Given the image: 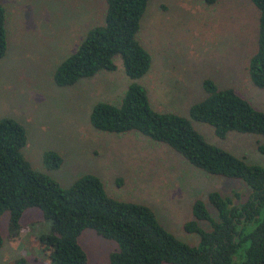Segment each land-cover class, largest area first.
<instances>
[{"label": "rangeland", "instance_id": "obj_1", "mask_svg": "<svg viewBox=\"0 0 264 264\" xmlns=\"http://www.w3.org/2000/svg\"><path fill=\"white\" fill-rule=\"evenodd\" d=\"M6 12L7 47L0 58V119L22 126L26 143L21 153L30 167L67 188L75 179L97 177L105 193L116 200L150 209L159 224L179 241L197 245V235L184 231L192 220L191 206L207 193L223 196L246 192L243 183L208 176L187 164L168 146L135 131L114 134L95 130L89 113L97 103L118 106L131 82L142 86L151 107L190 121L207 143L245 163L264 167V136L230 132L219 139L206 123L189 118V108L203 97L202 81L229 87L264 113V89L247 75L256 49L257 12L249 0H149L137 40L150 56L148 71L137 80L124 74L118 57L115 69L101 71L69 87L53 83L55 68L83 40L88 29L103 23V0H1ZM54 152L62 159L54 170L42 158ZM7 213L0 217V264L23 259L49 264L38 244L49 221L40 210L22 214L17 234L8 232ZM199 227L208 230L206 223ZM11 235V236H10ZM78 244L87 264H107L117 251L111 240L86 229Z\"/></svg>", "mask_w": 264, "mask_h": 264}, {"label": "trees", "instance_id": "obj_2", "mask_svg": "<svg viewBox=\"0 0 264 264\" xmlns=\"http://www.w3.org/2000/svg\"><path fill=\"white\" fill-rule=\"evenodd\" d=\"M148 1L103 0L102 25L88 29L75 50L55 68L54 85L69 87L101 71L111 72L114 57L120 59L130 80L142 77L149 69L150 56L136 36ZM249 1L257 12L256 49L246 70L251 84L264 89V0ZM5 21L0 0V58L7 47ZM202 90V99L188 110L191 120L209 125L219 139L230 132L264 136V113L234 89L205 79ZM88 119L92 128L103 133L135 131L165 144L208 176L241 181L246 192L232 191L230 196L207 193L205 203L215 218L202 201H194L192 220L183 226L185 232L197 235V245L190 246L166 231L147 207L109 197L93 175L80 176L62 188L34 171L21 153L26 143L24 129L14 120L2 118L0 217L7 213L9 233L17 234L24 211L36 208L50 223L47 233L38 237L49 264H87L78 244L86 229L117 245L107 264H264V167L247 164L207 143L185 118L155 111L144 88L135 82L127 86L118 106L97 103ZM257 151L264 155V146H258ZM42 162L45 169L54 170L62 159L46 152ZM200 222L206 223L208 230L201 229ZM12 264L26 263L17 259Z\"/></svg>", "mask_w": 264, "mask_h": 264}]
</instances>
